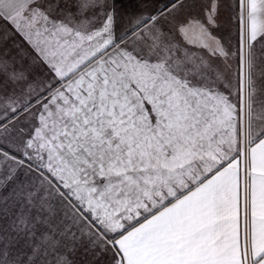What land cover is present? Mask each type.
Listing matches in <instances>:
<instances>
[{
  "label": "snow or ice",
  "instance_id": "snow-or-ice-1",
  "mask_svg": "<svg viewBox=\"0 0 264 264\" xmlns=\"http://www.w3.org/2000/svg\"><path fill=\"white\" fill-rule=\"evenodd\" d=\"M0 264H264V0H0Z\"/></svg>",
  "mask_w": 264,
  "mask_h": 264
}]
</instances>
